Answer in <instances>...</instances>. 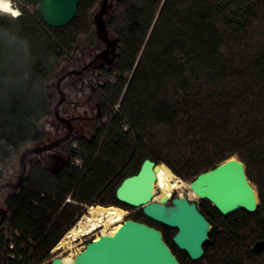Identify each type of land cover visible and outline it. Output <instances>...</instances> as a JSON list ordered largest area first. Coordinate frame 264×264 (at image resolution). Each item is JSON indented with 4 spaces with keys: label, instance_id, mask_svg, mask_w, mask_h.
Masks as SVG:
<instances>
[{
    "label": "trees",
    "instance_id": "16d2710c",
    "mask_svg": "<svg viewBox=\"0 0 264 264\" xmlns=\"http://www.w3.org/2000/svg\"><path fill=\"white\" fill-rule=\"evenodd\" d=\"M23 2L19 17L0 13V184L26 148L45 140L52 86L80 44L96 46L103 0H80L63 29L44 23L39 0ZM108 7L117 59L104 72L101 134L77 140L57 173L29 166L2 204L19 244H36L23 252L26 264L52 258L86 206H118L103 195L114 196L144 160L194 180L232 157L244 163L260 205L228 217L201 205L212 229L200 261L176 248L174 230L142 212L137 220L162 232L180 264H264V252L253 250L264 239V0H109Z\"/></svg>",
    "mask_w": 264,
    "mask_h": 264
},
{
    "label": "water",
    "instance_id": "95a60500",
    "mask_svg": "<svg viewBox=\"0 0 264 264\" xmlns=\"http://www.w3.org/2000/svg\"><path fill=\"white\" fill-rule=\"evenodd\" d=\"M108 1L103 0L101 9L95 16V23L97 32L106 43L101 56L110 55L115 58L117 42L109 37L104 18L109 8ZM79 3L80 0H39L38 11L47 26L63 29L75 19ZM114 58L109 65L114 62ZM81 73L82 71H69L57 77L56 85L62 98L54 106V115L59 122H68L59 114L64 99V93L60 90L61 83L66 78ZM69 138L70 133L54 143L26 148L19 157L20 172L17 182L3 183L0 185V193L21 188L30 156L52 151ZM67 164L68 162H62L59 169ZM156 166L154 161L144 160L138 173L125 178L117 188L116 200L129 208L141 209L147 219L174 230L172 241L176 248L187 254L192 261H200L205 256L204 246L209 241L210 222L201 214L198 205L186 197H172L170 204L153 201L157 182L154 171ZM190 188L200 200L211 203L224 217L240 211L254 214L259 206L258 193L246 176V167L236 157L198 175L190 183ZM6 213V209L0 205V226ZM80 219L81 217L78 221ZM262 222L264 225V216ZM253 250L264 252V239L255 243ZM50 264H180V262L165 243L160 230L128 218L114 235L105 234L88 241L71 263H65L62 257H57Z\"/></svg>",
    "mask_w": 264,
    "mask_h": 264
},
{
    "label": "flooded vegetation",
    "instance_id": "af4514ba",
    "mask_svg": "<svg viewBox=\"0 0 264 264\" xmlns=\"http://www.w3.org/2000/svg\"><path fill=\"white\" fill-rule=\"evenodd\" d=\"M105 48L106 46L88 48L89 50L87 53L82 52V55L79 57L82 65H76L78 60L74 59V63L67 65L65 67V71L62 70L60 73L61 75H64L69 71H82L80 75H72L63 80L60 86V90L64 93V99L62 105L60 106L59 114L62 119L68 122H59L55 115H53L54 117L45 123V127L47 129L45 140L35 147L54 143L57 140L66 137L69 133L70 138L52 151L30 156L28 158V165L30 167L39 165L45 170L57 173L60 170L59 168L62 162L70 163V149L71 147H77L75 143L77 140H94L101 134L106 122L103 115L102 99V88L106 86V76L104 72L114 63L113 62L111 65L108 64L111 60H113L110 55L101 56V53L105 50ZM90 63H92V65H89ZM51 95L55 104L62 98L56 83L52 86ZM90 131L92 132V135L90 138H87L86 134ZM18 190L6 191L11 194L12 192H17ZM116 190L114 196L110 190L108 193L103 195V198L106 201L113 203L114 198L116 199ZM204 203L209 202L201 200L199 205L197 204L198 208ZM209 204L213 207L211 203ZM111 206L124 209L127 211V216L130 219L139 222L137 219L141 216V209H133L121 204L118 206L110 205L108 207ZM90 240L93 239H89L87 241Z\"/></svg>",
    "mask_w": 264,
    "mask_h": 264
},
{
    "label": "bare ground",
    "instance_id": "6f19581e",
    "mask_svg": "<svg viewBox=\"0 0 264 264\" xmlns=\"http://www.w3.org/2000/svg\"><path fill=\"white\" fill-rule=\"evenodd\" d=\"M0 13L9 14L12 17L20 16V11L17 10L9 0H0ZM156 177L157 182L155 183L154 196L155 194L156 196L159 195L158 190H160L162 194L160 196L162 204H165V202L170 199L173 190L181 189L186 186V184L179 180L168 168L157 167ZM187 186L191 189L190 185ZM86 209L87 211L77 224L54 248L55 253H61L62 250L67 249L72 244L79 243L85 238H99L101 235L105 234L114 235L128 215L127 211L115 206L107 208L103 206H89ZM82 246H78L77 251H80ZM76 255L75 252H71L63 261L65 263H71Z\"/></svg>",
    "mask_w": 264,
    "mask_h": 264
},
{
    "label": "rangeland",
    "instance_id": "374dc122",
    "mask_svg": "<svg viewBox=\"0 0 264 264\" xmlns=\"http://www.w3.org/2000/svg\"><path fill=\"white\" fill-rule=\"evenodd\" d=\"M10 2H11V4L16 8V6L17 5H23V0H9ZM110 6H111V4H110ZM27 9L28 10H33V8L31 7V6H27ZM18 10V9H17ZM4 14V13H3ZM6 15H9V14H6ZM11 16V15H10ZM105 23H106V21H105ZM97 31V30H96ZM108 35H109V37L112 39V40H114L115 38H114V36H113V34H111L110 32H108ZM96 46L98 47V46H100V47H104V46H106V43H105V41L101 38V36H100V34L97 32V35H96ZM95 46V47H96ZM88 48H91L87 43H82V44H80L79 45V49H78V52L75 54V60H78L77 62L78 63H76V65H82L81 64V60H80V55H82V52H86L87 53V51L89 50ZM114 58V57H113ZM112 58V59H113ZM116 59H117V56L114 58V62L116 61ZM63 71H65V68L63 69ZM62 72V71H61ZM61 75V74H60ZM59 75V76H60ZM54 102V101H53ZM56 104H55V102H54V106H55ZM118 109V107H116L115 108V110H117ZM91 135H92V132L90 131L89 133H87L86 134V136H87V138H90L91 137ZM237 158V157H236ZM158 167H161V168H168L167 166H165L164 164H160V165H157ZM28 167H29V165H28ZM19 172H20V164H19V158L18 159H16L15 160V162L14 163H12V164H10L9 165V167H8V169H7V174H6V176H5V181H4V183L5 182H13V183H16L17 182V179H18V176H19ZM155 172H156V174H157V167L155 168ZM175 174V173H174ZM175 176L179 179V180H181L184 184H186V186L185 187H183V188H181V189H175V190H173V192H172V194H171V196H170V199L167 201V202H165V204H170V201H171V199H172V197H179V198H184V197H186V198H188V200H190L191 202H195L196 204H198L199 205V203L201 202V200L198 198V196H196L192 191H191V189H189L188 188V186L187 185H190V183L193 181V179H183V178H181V177H179V176H177L176 174H175ZM3 183H1L0 185H2ZM252 184V183H251ZM253 186H254V189L256 190V192H257V187L254 185V184H252ZM258 193V192H257ZM8 192L6 191V190H4V191H2L1 193H0V205H2L3 204V202L5 201V199L7 198V196H8ZM158 194L159 195H157L156 196V194H155V196H154V198H153V201H158V202H160V203H162L161 202V200H160V196L162 195L161 194V191L160 190H158ZM72 202V201H71ZM259 205H260V201H259ZM96 206H102V205H96ZM87 207H89V206H86L85 208H84V211H83V214H82V216L85 214V212L87 211ZM103 207H105V208H107V206H103ZM112 207V206H111ZM124 210V209H123ZM81 216V217H82ZM78 222V221H77ZM77 224V223H76ZM75 224V225H76ZM74 225V226H75ZM211 229H212V227H211ZM91 238H93V239H97V238H94V237H91ZM90 238H85V239H83L82 241H80L79 243H76V244H72V245H70L67 249H65V250H62L61 251V253H63L61 256H62V258L64 259V258H66V257H68L70 254H71V252H75L76 254H78L80 251H82V249H84L85 248V245L87 244V240H89ZM83 245V246H82ZM78 246H82V249L80 250V251H77V247ZM66 251V252H65ZM60 252V251H59Z\"/></svg>",
    "mask_w": 264,
    "mask_h": 264
},
{
    "label": "built area",
    "instance_id": "2783aa9c",
    "mask_svg": "<svg viewBox=\"0 0 264 264\" xmlns=\"http://www.w3.org/2000/svg\"><path fill=\"white\" fill-rule=\"evenodd\" d=\"M79 163V161H77ZM5 171V167L3 165L0 166V177ZM67 202H71L70 199ZM11 218V214L9 212L6 213L4 221L0 226V264H26L28 258H26L23 252L27 251L30 248L36 247V244L32 241L29 243H20L19 241L22 238V234L20 231H13L10 227L9 221ZM129 217L127 216L126 219ZM3 240V244H2ZM63 253H55L54 249L51 251L52 258H50L44 264H50V262L57 258L62 257Z\"/></svg>",
    "mask_w": 264,
    "mask_h": 264
},
{
    "label": "crops",
    "instance_id": "0c3cea01",
    "mask_svg": "<svg viewBox=\"0 0 264 264\" xmlns=\"http://www.w3.org/2000/svg\"><path fill=\"white\" fill-rule=\"evenodd\" d=\"M42 130H43V132H44L45 135H46L47 129H46V127H45V123H44L43 126H42Z\"/></svg>",
    "mask_w": 264,
    "mask_h": 264
}]
</instances>
